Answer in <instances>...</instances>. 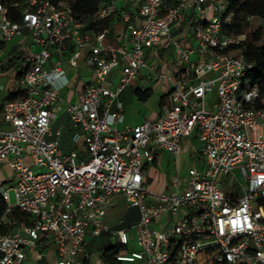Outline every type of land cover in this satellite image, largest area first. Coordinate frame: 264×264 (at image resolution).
<instances>
[{
  "label": "built area",
  "instance_id": "1",
  "mask_svg": "<svg viewBox=\"0 0 264 264\" xmlns=\"http://www.w3.org/2000/svg\"><path fill=\"white\" fill-rule=\"evenodd\" d=\"M10 7L20 19L0 1V52L22 28L31 44L16 79L22 95L2 104L0 163L12 178L0 185V200L29 219L0 230V264H21L26 249L43 254L51 245L53 264H91L86 238L104 232L125 249L119 264H264V105H256L245 35L222 30L231 20L226 1L102 0L90 23L64 0ZM116 12L122 41L113 44L101 27ZM184 24L192 43L185 28L176 32ZM154 46L172 53L165 70L146 55ZM76 67L89 76L69 88ZM142 69L167 81L168 100L155 119L124 124L119 96ZM62 110L74 132L67 151L62 130L52 129ZM192 134L200 143L187 154L194 162L164 190L151 187L164 153L182 155ZM112 196L139 211L136 251L126 250L130 227L103 223Z\"/></svg>",
  "mask_w": 264,
  "mask_h": 264
},
{
  "label": "rangeland",
  "instance_id": "2",
  "mask_svg": "<svg viewBox=\"0 0 264 264\" xmlns=\"http://www.w3.org/2000/svg\"><path fill=\"white\" fill-rule=\"evenodd\" d=\"M250 22L252 28H259L262 32V35H264V18L255 17L252 18ZM26 32V29H22L20 34L13 36L12 39L5 42L3 52H6V64H8V60L11 59L13 63L10 66L15 70H20L26 64L24 56L29 52L28 44L31 41L30 35H28ZM261 43H264V38H262ZM161 60L158 59L155 61L157 62V64L160 65L162 62ZM140 72L143 74V76H140L137 80H134L133 83L129 85L126 90L122 92L119 96V100L122 102L123 105V113L125 117L124 124L130 125L131 123H137L144 119L153 120L156 118L159 110H161L163 107L162 105H160V98L161 96L165 95V90L161 87L163 80L155 81L154 78L145 69H142ZM68 74L71 78V80L67 84V87L69 88H73V86L77 85V79H80L84 82L89 76L88 72L80 69L79 67L74 68L72 71L68 72ZM14 78L15 76L11 74L2 78L1 80L5 87L9 88L10 90H13V85L15 84ZM141 78L143 81H141ZM141 85L144 87H150L152 89V94L147 100H140L134 93V89ZM214 93L215 87L213 92L207 97L210 103L212 102V96H214ZM2 94L3 92L0 90V100ZM66 98H68V94L66 95ZM165 99L166 96L164 97V100ZM64 114V110L57 113L56 123L52 127L53 131H55L57 128L62 130V139H64V143L61 144V151H67L69 150V148L72 147L65 145V141H69L71 144V141L67 137V132L65 131V128L68 125H71V123L67 119L66 115L63 116ZM0 126H2L1 120ZM187 140L188 141H186L185 143V149L187 151L186 155L184 154L183 156H174L169 153H164L162 159L156 167L157 172H154V174H152L154 176V179L150 178L149 180V185L151 187L156 189L176 172H179L180 174L184 173L187 168L194 162L192 159L187 158V154L193 151H197L200 147V143L198 142L197 138L194 137V134H192V136H190ZM174 160H176V163L174 162ZM10 175V169L5 164L0 165V183L5 180H8L10 178ZM10 184H12V181L7 183L6 186H9ZM163 189H165V186L163 187ZM9 203L11 205H14L15 203V193L13 189L9 190ZM128 236L129 243L126 247V250L128 252L138 250L139 247L137 244L136 231L132 226L128 231ZM28 263L32 264L35 263V261L26 260L23 264Z\"/></svg>",
  "mask_w": 264,
  "mask_h": 264
},
{
  "label": "trees",
  "instance_id": "3",
  "mask_svg": "<svg viewBox=\"0 0 264 264\" xmlns=\"http://www.w3.org/2000/svg\"><path fill=\"white\" fill-rule=\"evenodd\" d=\"M2 3L9 7V17L16 21L20 19V8L10 7L14 2L23 3L25 0H0ZM58 2L61 0H51ZM67 1L73 13L80 19L91 22L92 18L97 12L98 6L102 0H64ZM227 3L226 14H231V20L228 25L224 26L222 30L232 36L244 34V52L246 59L252 63L249 77L251 81H256L259 84V92L261 100L256 104L259 106L264 105V43H261L262 32L259 28H252L250 20L255 17L264 18V0H225ZM250 19H247L249 18ZM120 26V17L118 13L110 15L106 21L102 23L101 29H107V42L111 39L115 28ZM26 68L23 66L20 70H17L16 77L20 78L25 72ZM134 93L140 100H147L152 94L150 87L141 89L136 87ZM160 98V105L163 103L164 97L168 93ZM22 95L21 90L15 92H8L3 98V102L0 104V114L2 111V104L10 99H15ZM5 203L0 200V216L5 211ZM10 216L18 221H28L29 216L25 212L18 208L11 211ZM2 232H6V229L0 227ZM90 246L97 248L101 251V258L104 264H119L116 260V254L124 252L125 249L119 247L116 244H112L109 235L104 232L98 237H93Z\"/></svg>",
  "mask_w": 264,
  "mask_h": 264
},
{
  "label": "crops",
  "instance_id": "4",
  "mask_svg": "<svg viewBox=\"0 0 264 264\" xmlns=\"http://www.w3.org/2000/svg\"><path fill=\"white\" fill-rule=\"evenodd\" d=\"M119 27L120 26H117V28H115L113 34L111 35V39L108 41V43L117 44V43L122 41V38L118 35V32H117ZM184 28H185V30H184ZM22 29H26L27 30L26 33L28 35H30V31L27 28H22ZM181 30H184L182 35L185 36V39H187L190 43H192L193 39H192V35H191L190 29L188 28V26H186V24H184L176 32H180ZM107 35H109V34H107ZM5 42L2 43V50L0 52V90L3 92L2 96H1V100H0V104L3 102V98L5 97V95L8 92H11V91L15 92L18 89L21 90L20 86L17 85V83H16V79H17L16 72H17V70L13 69L10 66L13 63V61L11 59H9L8 62H7L9 65L6 64V61H7L6 58H5L6 57V52H3L4 46H5ZM30 44H31V41L29 42L28 47L30 46ZM31 48H32V46H31ZM28 54H29V52L24 56V59L26 61V64L24 65L25 68H26L27 63H28L27 62ZM146 55H147V57H148V59L150 61H155V60H158V59H160V60L162 59L161 60L162 62L159 65L162 70H165L167 65L170 64V62L172 60V53L170 51H167V50H164V49H160V48H158L156 46L147 49ZM11 74L13 76H15V78H14L15 84L13 85V90H10L9 88L5 87L3 82H2V80H1L2 78L6 77V76H9ZM140 76L142 77L143 74L141 72H138L135 80H137ZM141 81H143L142 78H141ZM138 87L141 88V89L148 88V87H144L142 85L138 86ZM161 87L165 90V93H168L166 95V99L165 100L163 99V103H162V105H163L168 100V95H169V88H168L167 81L163 80V83H162ZM63 94H64L65 98H66V95L68 94V98H70L72 100L76 99V96L75 97H71L69 92H63ZM65 115L67 117L66 113L63 116H65ZM0 117H1V114H0ZM124 119H125V117H124ZM0 120H1V118H0ZM142 121H140V122H142ZM140 122L131 123L130 125H136V124H138ZM55 123H56V121L54 122V124ZM54 124H53V126H54ZM57 129H59V128H57ZM65 131L67 132V137L71 141V137H72V133H73L71 125H68L65 128ZM62 143H64V139H62ZM65 145L73 146L72 141H71V144H70L69 141H65ZM186 153H187V151H186L185 146H184V152H183V154L181 156H183L184 154L186 155ZM174 162L176 163V160H174ZM2 164H4V163H0V165H2ZM151 173L154 174V171L152 170ZM11 178H12V172H11V175H10L9 179H11ZM8 180H5V181H8ZM5 181H3V182H5ZM3 182H1L0 185ZM162 186H163V184H161L156 189L157 190H164L163 189L164 186L163 187ZM8 204H10V203H8ZM10 213H11V211L10 212L4 211V213L0 216V227L5 228L6 232L14 230V226L10 224V221L13 219L10 216ZM138 218H139L138 209H136L134 207H127L126 203L124 202V199L121 196H112V197H110L108 199L107 206H106V212H105V215L103 216V223L107 227H109V228L131 227L138 220ZM92 238L93 237L88 236L86 238V242H85V249L87 251H89V252H92L93 255H94L91 264H104L103 261H102V258H101V251L99 249H97V248H93L92 246H90V242H91ZM55 258H56V256H55V246L54 245H51L50 247L44 249L43 250V254H39V251L37 249L28 248V249L25 250V258H24V260H23V262L21 264H23L26 260L35 261V263H32V264H53L54 261H55Z\"/></svg>",
  "mask_w": 264,
  "mask_h": 264
}]
</instances>
